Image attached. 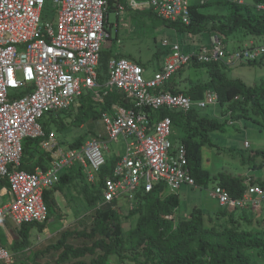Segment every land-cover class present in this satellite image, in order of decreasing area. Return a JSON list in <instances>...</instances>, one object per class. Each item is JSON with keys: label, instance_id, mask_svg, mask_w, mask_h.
<instances>
[{"label": "built area", "instance_id": "obj_1", "mask_svg": "<svg viewBox=\"0 0 264 264\" xmlns=\"http://www.w3.org/2000/svg\"><path fill=\"white\" fill-rule=\"evenodd\" d=\"M48 1L55 5L57 18L42 22ZM222 1L248 4V0H0V180L7 181L11 199L0 204V229L9 222L18 227L48 222L44 194L74 166L85 170L89 183H97L107 162L106 140L122 139L125 152L102 183L98 208L122 196L133 206L138 193H151L156 185H163L161 196L177 195L182 185H196L185 148L172 141L171 117L155 119L152 113L188 114L219 105L220 97L211 89L193 100L169 91L167 85L178 72L195 65L231 68L261 63L264 35L257 38L261 44L251 40L235 50H229L217 33L189 51L180 42L165 38L162 46L168 51L167 60L149 78L135 61L115 56L108 62L105 83H100V54L111 40L106 26L111 6L119 15L129 9L153 12L163 21L190 26L193 6ZM253 5L256 13H264V3ZM84 91L95 95L98 106L105 104L110 91L121 94L123 102L107 110L100 106L97 111L106 136L92 137L79 148L63 147L51 134L45 135L41 120L51 113L70 111ZM37 139L41 140L40 151L50 158H45V168L28 172L21 169L24 142ZM244 184L241 197H232L220 185L214 186L213 196L221 210H250L258 217L264 188ZM13 263L12 253L0 246V264Z\"/></svg>", "mask_w": 264, "mask_h": 264}, {"label": "trees", "instance_id": "obj_2", "mask_svg": "<svg viewBox=\"0 0 264 264\" xmlns=\"http://www.w3.org/2000/svg\"><path fill=\"white\" fill-rule=\"evenodd\" d=\"M121 1L124 3V0ZM259 2L264 3V0H248V4L245 6H238L228 1L211 3L205 6H193L191 8L192 20L190 26L163 21L157 18L153 12L145 15L135 11V18L140 21V19L147 16V18L160 21L163 26L171 27L178 32L187 31L200 34L207 30H215L226 37L241 29L254 38H261L264 35V13H256L253 5ZM214 5L227 7V21L223 22L220 17L221 13L219 15V13H204L201 11L202 8ZM113 8L114 6H111L109 11ZM114 11H116V8H114ZM132 11L128 10V12ZM107 20V24H109V16ZM220 23L222 24L219 25ZM107 28L111 34L112 27ZM223 35L222 37H224ZM117 37V33L114 37L111 34L110 39L115 41ZM115 56L126 57L120 54L113 55L110 50L105 48L101 51L100 83H105L107 79L105 66H107L110 58ZM107 58L108 60L105 61ZM136 63L142 66L140 62ZM250 64L256 65L257 63ZM193 68L197 70L205 69V72L209 75V80L183 92L175 91L173 93H183L193 100H199L206 90L211 89L220 97L219 105L223 109L222 115L230 114V120L228 121L234 122L243 116L252 114L264 122V83L247 86L241 80H231L226 75L228 68L223 65H195ZM181 72L178 73L181 74ZM105 99L104 105L99 104L104 110L109 109L114 103L123 102L121 94L115 91H110ZM86 100H91V98L87 97ZM92 101L95 103L94 100ZM66 113H51L46 116L55 121L59 120L60 117H64ZM152 115L155 119H161L165 116L171 117V138L178 141L176 146L180 145L185 148L190 173L197 185H205L211 181L225 188L232 197L243 196L245 179L235 178L227 173H221L216 177L211 176L209 171L203 167L202 148L203 146H214L210 139V133L222 130L223 124H220L214 118L206 117L203 111L197 110H193L188 114L161 111L152 113ZM46 116L43 120L47 119ZM92 118L100 119L99 113L94 112ZM41 124L45 135L48 136L50 131L46 126L47 123L42 121ZM40 142V139L24 142L21 169L33 172L36 166L46 167L45 158H50V156L40 151ZM81 145L82 142L77 141L69 146L79 148ZM31 148H33V152L29 151ZM35 153L37 158L33 159ZM258 156L262 157L264 162V153H259ZM29 162L36 163L34 167L28 168L26 163ZM115 163L116 160H107L106 165L101 168L98 174L99 181L97 182V184H100V188H94V184L87 181L85 170L82 167L74 166L62 174L60 183L57 186L45 192L44 200L49 210V219L58 205L56 195L60 193L65 194L64 198L70 203L68 204L71 207L73 200L68 194L73 195V199L76 201L75 192L77 198L82 200V204L85 203L89 210L94 211L91 215L90 228L86 227L81 231L72 233L65 232L58 243L51 247L53 250L61 251L56 264H66L71 260L77 261L72 264H109V258L112 255H117L120 262L126 264H251V258L246 254L247 250L258 249L264 255V238L258 232L253 231L252 222L256 219L250 215L249 211L228 212L227 210H220L217 213L216 221L211 222L212 218L210 216L203 213L201 209L194 208L187 219H178L174 222L173 217L179 206V198L175 195L161 196L163 185H156L155 189L148 194L138 193L135 207L129 210L127 215L122 214L116 208V202L98 208L102 201V183L106 176L110 174ZM256 184L264 188V183L258 182ZM4 187L9 190L7 181L0 180V189ZM133 218H136V224L132 228L129 221ZM126 222L129 224L128 229L124 227ZM46 224L47 222L43 225L26 224L21 226L20 236L22 242L15 243L13 251H17L21 246H26L24 250L29 249L31 247V231L34 228L42 231ZM72 236L82 237L90 244L75 247L69 243V238ZM0 240L2 242L1 236ZM87 256L93 257L90 263L79 261V259Z\"/></svg>", "mask_w": 264, "mask_h": 264}, {"label": "rangeland", "instance_id": "obj_3", "mask_svg": "<svg viewBox=\"0 0 264 264\" xmlns=\"http://www.w3.org/2000/svg\"><path fill=\"white\" fill-rule=\"evenodd\" d=\"M201 11L204 13H223L220 17L223 22L227 21L226 15L228 14V10L224 5L205 7L202 8ZM56 12L57 9L55 5L52 1H48L42 13V22L56 20ZM138 12L145 15L149 13L143 11ZM135 15V11H125L120 15L114 11V8L109 11V24L106 26H111L112 36L114 37L115 33H117L118 37L115 41H108L105 49L110 50L113 55L120 54L135 62H140L144 67L145 77H151L153 72L158 71L160 65L165 62V59L168 57V51L162 46V41L165 38L178 41L185 46L189 43H207L210 37L211 31L209 30L200 34L187 31L178 32L171 27L163 26L160 21H153L147 18V16L144 18L142 17L143 19L138 21ZM221 24L222 23L219 25ZM211 25L213 26V23ZM213 31L221 36L223 35L215 30ZM249 36H251L249 33L241 29L230 34L228 36V49L235 50L242 47L250 40V38H247ZM255 43L258 45L261 44V39H255ZM107 60L108 58L105 61ZM193 67L194 66H191L182 72L187 70L185 73L191 75L194 82H204V77L201 73L199 75L196 73L200 70H195ZM105 69V73H107L108 62ZM205 71V69H202V72L207 73ZM179 74L180 73L176 76ZM226 75L231 80L243 81L247 86L260 85L264 83V63H257L256 65L248 63L239 64L235 67L228 68V70H226ZM85 94L86 91H84V95ZM100 110L101 107L93 103L92 100L84 101L83 98L81 102L75 103L72 109L64 114V119L69 118L68 121L62 120L63 117L54 121L49 118V116H46L47 119H42L41 122L45 121V123H47L46 126L50 134L63 147H70V144L77 141L85 142L95 134L100 133V135L104 134V136H106L105 126L101 120L92 118V114ZM222 110L221 105H216L210 106L203 111L206 117L214 118L220 124L224 125L222 130H216L210 133V139L214 146H203L202 148V163L204 167L209 170L231 174L236 178L246 179L248 183L254 182L253 185L258 182L264 183V162L263 158L258 156L259 153H264V122L260 118L257 119L252 114L231 122L228 121L230 120V114L223 116ZM172 141L174 140L172 139ZM105 142H107V150L103 151L105 157H111L110 160H112L124 154L125 145L122 139H119L117 142H110L108 140ZM35 158H37L36 153L33 159ZM213 185L214 183H209L205 189H200L198 187L189 188L190 192H192L191 208L194 207L195 201L201 200L203 191L207 193L212 190ZM93 187L100 188V184L95 183ZM63 193H65V191H63ZM64 195L61 193L56 195L58 205L45 227L48 235L46 236L43 231L37 230L36 228L31 231L33 235L30 238V249L25 251L24 247L26 246H21L17 251H13V245L22 242L20 227L9 222L4 229H0V236L2 238L0 246H3L12 253L13 264H56L61 251L53 250L51 247L58 243L62 235L65 234V232L72 233L74 231H81L86 227H91V215H93L94 211L89 210L85 203L82 204V200L77 198L75 192L76 201H74L73 195L70 193L68 194L73 200L71 202V207L69 206L70 203L65 200ZM8 198L9 195L6 192V188H1L0 204L8 201ZM196 205L200 204L196 203ZM116 206H120V208ZM116 206L115 207L121 210L124 215H127L130 210L129 200L125 196H122L118 200V204L116 202ZM191 208L187 206L182 196L176 215H182L184 218H187L189 217L188 215H190L188 212ZM216 208L217 209L214 210L209 206H203L202 209L206 214L213 215L219 210L217 205ZM261 208L262 217L252 222V228L254 232H258L261 234V237L264 238V202H262ZM186 213L188 214L186 215ZM213 219L216 220V216H213ZM129 222H131L130 225H132L133 228L136 224V218H133ZM124 227L128 229V222L124 224ZM69 243L75 247L90 244L89 241L79 236L70 237ZM246 254L251 258V264H264V255L258 249L247 250ZM92 258V256H87L79 259V261L90 263ZM74 262L77 261L71 260L66 264H72ZM121 263L123 262H120L117 255L110 256L109 264Z\"/></svg>", "mask_w": 264, "mask_h": 264}, {"label": "crops", "instance_id": "obj_4", "mask_svg": "<svg viewBox=\"0 0 264 264\" xmlns=\"http://www.w3.org/2000/svg\"><path fill=\"white\" fill-rule=\"evenodd\" d=\"M214 14H218V13H214ZM220 14V13H219ZM221 14H223V13H221ZM211 33H215L214 31H211ZM210 33V34H211ZM224 38V40H225V42H226V44L228 45V42H229V40H228V36H224L223 37ZM247 38H250V40L249 41H251V40H253V41H255V39H257V38H254V37H251V36H249V37H247ZM248 41V42H249ZM195 45H198V44H195V43H193V44H187V45H185V49H187L188 51L190 50V49H193V47H195ZM128 58V57H127ZM128 59H130V58H128ZM131 60V59H130ZM167 60V58L165 59V61ZM164 63V62H163ZM162 63V64H163ZM264 63V62H263ZM162 64L160 65V67H159V69L161 68V66H162ZM188 69V68H187ZM195 69V68H194ZM195 70H197V69H195ZM198 70H200V71H197L196 73L199 75L200 73H201V75L204 77V82H194V79L192 78V76L191 75H188L187 73H185V72H182L181 74H179L178 76H175L174 78H173V80H172V82L171 83H169L168 85H167V89L169 90V91H172V92H175V91H177V92H183V91H185V90H188V89H190L191 87H193V86H196L197 84H200V83H205V82H207L208 80H209V75L207 74V73H204V72H202V69H198ZM150 76H147L146 78H149ZM94 94L92 93V92H90V91H86V94L84 95L83 94V96L78 100V101H76L77 103L78 102H81L82 101V99L84 98V101H89V100H86V98L87 97H90L91 98V100H94V102H95V98H94ZM84 105V104H83ZM59 119H61V117L59 118ZM68 119L69 118H67V119H64V117H63V119L62 120H65V121H68ZM100 120V119H99ZM98 135H100V133L99 134H95V135H92V137L93 138H95L96 136H98ZM102 136H104V134H101ZM92 137L91 138H89L87 141H89V140H91L92 139ZM87 141H85V142H82V145L84 144V143H86ZM174 142V144L176 145L177 143H178V141H176V140H174L173 141ZM30 152H33V148H31L30 150H29ZM26 158H28V157H26ZM110 158L111 157H106V159L107 160H109V161H113V160H117V157H115V158H113L112 160H110ZM26 161V160H25ZM35 163L36 162H29V163H26L27 164V166H28V168L30 167V168H32V167H34V165H35ZM110 164V163H109ZM38 166H36L34 169H36ZM40 167V166H39ZM203 167H204V165H203ZM206 170H208L209 171V173L211 174V176H218L219 174H221L222 172H217V171H214V170H209V169H207L206 167H204ZM34 169H33V171H34ZM228 174V173H227ZM231 175V174H230ZM234 177V176H233ZM236 178V177H235ZM239 179H241V178H239ZM208 184L209 183H213V182H207ZM208 184H203V185H196L195 187H193V186H189V185H186V186H181V190H180V193H179V195L177 196L178 198H179V204H180V198L183 196V198L185 199V202L187 203V206L189 207V208H191V203H192V192H190V189L189 188H200V189H205L206 188V186L208 185ZM252 184H254V182H252ZM214 185H216V183H214ZM214 185H213V188H214ZM213 188H212V190H210V191H208L207 193H205L204 191H203V193L201 194V200H199V201H195V205H194V207L193 208H191L190 209V211L188 212V213H191V211L194 209V208H199V209H201L202 211H203V206H205V207H211V208H213L214 210L215 209H217L216 208V205L218 206V204H217V202H216V199L214 198V196H213ZM6 192L8 193V195H9V198L7 199L8 201H10L11 199H10V193H9V190L6 188ZM56 199H57V196H56ZM8 201H6V202H8ZM196 203H198V204H200V205H196ZM117 204H118V201H117ZM216 204V205H215ZM179 207V206H178ZM178 207H177V209H178ZM177 209H176V212H177ZM218 209L219 210H221L219 207H218ZM219 210L216 212V213H214L213 215H209V214H206L205 212H203V213H205L207 216H210L212 219H211V222H215L216 220H214L213 219V216H217V213L219 212ZM222 211V210H221ZM228 212H232V211H230V210H227ZM249 211V213H251L250 215L254 218V217H257V216H254L255 214L252 212V211H250V210H248ZM176 212L174 213V216H175V218L178 220V219H187V218H184L182 215L180 216H177L176 215ZM188 213H186V215L188 214ZM185 216V215H184ZM189 216V215H188ZM237 217H238V215H236ZM236 217V218H237ZM46 228H44L42 231L45 233L46 232ZM32 235H33V233L31 234L30 233V238L32 237ZM0 242H1V240H0Z\"/></svg>", "mask_w": 264, "mask_h": 264}, {"label": "clouds", "instance_id": "obj_5", "mask_svg": "<svg viewBox=\"0 0 264 264\" xmlns=\"http://www.w3.org/2000/svg\"><path fill=\"white\" fill-rule=\"evenodd\" d=\"M246 180V179H245ZM247 181V180H246ZM196 183V182H195ZM252 183V182H251ZM197 185V184H196ZM195 185V186H196ZM216 185H218V184H216ZM216 185H214V186H216ZM194 186V187H195ZM179 194V193H178ZM178 194L177 195H175V196H178ZM168 195H172V194H166L165 196H163V197H166V196H168ZM130 206V205H129ZM117 207H119L120 208V206H117ZM135 207V204H133V206L131 205L130 206V210H132L133 208ZM121 211V210H120ZM237 211H239V210H237ZM176 212V211H175ZM234 212V211H233ZM262 217V214L260 215V216H258V217H254L256 220L257 219H259V218H261ZM173 220H174V222H176L177 221V219L175 218V216L173 217ZM126 264V263H125Z\"/></svg>", "mask_w": 264, "mask_h": 264}, {"label": "bare ground", "instance_id": "obj_6", "mask_svg": "<svg viewBox=\"0 0 264 264\" xmlns=\"http://www.w3.org/2000/svg\"><path fill=\"white\" fill-rule=\"evenodd\" d=\"M85 174H86V172H85ZM255 185H257V184H255ZM258 185H259V184H258ZM258 185H257V186H258ZM232 212H233V211H232Z\"/></svg>", "mask_w": 264, "mask_h": 264}]
</instances>
